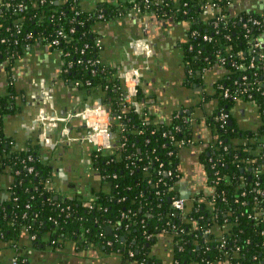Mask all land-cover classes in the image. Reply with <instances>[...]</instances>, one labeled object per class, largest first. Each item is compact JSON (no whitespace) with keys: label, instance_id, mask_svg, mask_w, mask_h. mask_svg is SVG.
Listing matches in <instances>:
<instances>
[{"label":"trees","instance_id":"obj_1","mask_svg":"<svg viewBox=\"0 0 264 264\" xmlns=\"http://www.w3.org/2000/svg\"><path fill=\"white\" fill-rule=\"evenodd\" d=\"M118 4L96 3L85 9L80 0H0V40H5L0 42V66H10L27 48L49 43L62 30L64 38H56L58 44L50 48L58 54L61 80L73 87L78 82L80 86L75 88L87 96L103 93L102 106L110 113L111 132L116 131L115 117H120L119 139L124 143L108 154L92 148L88 151L104 190L96 191L91 200L76 193L60 199L51 189L55 172L39 141L26 139L19 144L4 134V117L18 114L25 101L8 82L6 93L0 95V177L9 176L11 182L7 188L0 186V240L12 246L25 231L33 237L35 248L58 250L70 241L78 249L97 246L135 264H156L150 256L151 244L159 235H167L172 264H264V151L257 149L261 141L255 137L252 149H236L231 143L236 135L232 128L222 129L217 120H211L216 131L214 145L201 156L211 187L210 204L194 201L185 205L183 215L170 210L175 160L182 148L179 141L191 139L190 126L184 113H174L169 123L159 124L143 111L123 107L120 70L103 63L101 49L94 44L101 39L94 30L97 23L121 17L130 9L126 2ZM212 4L216 5L213 13H204ZM230 6L231 0H163L161 7L147 10L154 18H171L186 25L182 53L191 77L213 66L223 68L225 74L213 86L217 114L227 112L237 100L223 98L222 92L233 93L243 75L254 88H261L257 83L264 80V66L259 61L253 60V69L236 68L251 60L239 20H259V26L250 28L249 38L260 36L264 12L233 15ZM99 14L103 20L97 18ZM219 14H226L227 20L218 21L213 29ZM193 31L198 33L196 38L190 37ZM28 35L30 39L25 40ZM204 35L211 40L203 41ZM220 58H225L224 65L218 63ZM140 94L138 91V103ZM250 101L264 112V96L253 92ZM73 188L68 185L67 190ZM224 224L228 229L221 238L203 236L207 228ZM107 227L112 229L110 234ZM222 241L224 246L219 247ZM14 257L18 264H26L20 256Z\"/></svg>","mask_w":264,"mask_h":264},{"label":"crops","instance_id":"obj_2","mask_svg":"<svg viewBox=\"0 0 264 264\" xmlns=\"http://www.w3.org/2000/svg\"><path fill=\"white\" fill-rule=\"evenodd\" d=\"M126 1L84 0L81 6L88 9L94 7L92 3L96 2L115 7L119 6V2ZM229 11L233 15L260 14L264 12V0H231ZM94 30L101 36L99 55L103 63L116 65L122 72L134 66L138 71V91L141 93L139 112L143 111L154 123L159 124L169 123L177 112L187 115L191 145L182 147L176 155L177 175L171 192L183 199L185 205L194 201L210 204L207 199L211 187L207 183L201 156L214 145L216 131L210 122L217 117L218 103L213 86L225 74L223 68L213 66L191 77L182 53L187 27L171 18L157 19L127 11L121 17L97 23ZM260 41L264 49V34L260 36ZM60 71L58 54L40 43L27 48L10 66H0V95L6 93L9 82L25 100L18 114L4 117L3 131L19 144L26 139L38 142L36 127L45 121L44 116L52 113L54 117L49 122H59V126L53 128L52 124L48 134H45L44 128L40 129L43 132V155L55 172L53 190L60 199L76 193L83 200H91L96 191L104 190L106 186H102V180L94 173L89 162L88 151L91 146L81 142L87 131L79 115L86 106H97V101L104 96L101 92L87 96L84 91L63 82ZM227 113L228 122H231L236 134L231 140L233 147L252 149L255 137L261 142L264 140V118L254 103L237 99ZM55 129L59 131L61 139L54 144L51 143V131ZM119 143V134L116 132L110 138L112 149L119 147ZM257 149L261 150V147ZM10 182L9 176L0 177L2 188H7ZM72 184L74 188L67 190L68 185ZM5 194L2 193L4 200L7 198ZM227 229L225 224L213 225L203 231L206 234H202L219 239ZM15 255L20 256L26 264H135L117 254L106 253L101 247L78 249L70 241L64 242L58 250L35 248L25 231L12 246L0 240V263L8 264ZM150 256L156 264H172V244L167 235H159L154 240Z\"/></svg>","mask_w":264,"mask_h":264},{"label":"built area","instance_id":"obj_3","mask_svg":"<svg viewBox=\"0 0 264 264\" xmlns=\"http://www.w3.org/2000/svg\"><path fill=\"white\" fill-rule=\"evenodd\" d=\"M80 1H84V0H80ZM88 1H92V0H88ZM138 1H140V3ZM126 3L130 5V9L128 11H131L138 15L153 17V12L152 13L150 11L147 12V10H149L151 6L152 8L161 7L163 5V0H153V1L127 0ZM92 4L95 5L96 2H93ZM6 6H8V4H6ZM208 8H206L207 10L205 9L204 13H210V12L213 13V9L216 8V5L212 4ZM144 12H146L147 14L146 13L143 14ZM260 17L264 18V14H261ZM97 18L99 20H103V15L99 14ZM159 19H163V18H159ZM226 20H227L226 14H219L216 17V21L212 23L213 29L217 28L218 21L225 23ZM239 22L242 23L244 37L246 39L248 38V45H249L248 54L251 60L249 61L248 65L245 66L244 64H239L237 65L236 68L239 70L253 69L255 68L253 64V60L259 61L261 64L260 66H264V49L262 48V43L260 41V36L264 34V32L261 33L260 36H253L249 38L250 28L259 26L260 24L259 20L254 19V18H245V19L241 18ZM197 36H198V33L195 31L190 33V37L192 38H196ZM60 37L64 38V34L62 30H59L56 32V38H60ZM56 38L52 39V41H50L46 45L49 48H54L58 44V41ZM29 39H30L29 35L25 37V40H29ZM202 40L210 41L211 37H209L208 35H204L202 36ZM0 42L3 43L5 42V40L1 39ZM94 44H95V47L101 49V46H102L101 39H96ZM225 62H226L225 58H220L218 61L220 65H224ZM121 78L123 82V87L125 89L122 105L123 107H129L131 109L135 108V112L138 113L139 112L138 102L133 101V99L138 94V86L140 84V75L138 71L134 69V67H132L128 70H125ZM235 85H236V89L233 91V93L230 94L229 91L227 90L222 92L223 98H233L234 96L235 99L237 98V99H242V100L252 102L250 101V99L252 98L253 92L259 93L262 96H264V80L257 83V85H261V88H254V85L251 82H248L247 77L243 75L241 77L240 83L239 84L235 83ZM74 86L77 88L80 86V84L78 82H75ZM180 113L182 114L184 112H177L175 114L176 116H178ZM261 113L264 118V112L261 111ZM79 119L83 123L87 131L86 135L81 138V142H86L87 144H89L92 150L95 152H98L101 154L111 153L112 147L110 144V138L116 132L118 134L121 133L120 129L122 126L119 122L120 117H115L114 124L117 127H116V131L113 133L111 132V129H110L112 126L111 120H110V113L109 111H106L102 105L101 106L97 105L91 109H84V111L80 113ZM215 120L219 122V127L223 129L225 126L228 125L229 115L227 112H223L222 110H220ZM188 122H189L188 119H186L185 123L187 124ZM171 140L173 139L171 138ZM261 143H262L261 150L264 151V140L263 139ZM188 144H190L189 140L179 141V146L181 147H186L188 146ZM123 146H124V143L121 142V139H120L119 147L121 148ZM210 161L211 160H208V162ZM31 171L32 169L29 168V172ZM167 176H171V172H168ZM160 181L161 180H159V182ZM255 186H258V184H255ZM51 189L53 190L52 186H51ZM258 193L262 195L261 191H258ZM214 198L215 197L213 196L212 199ZM169 204H170V210H172L174 213L183 215V212L185 209V201L183 199L173 196V198L170 199ZM86 206L91 207L89 203H86ZM122 217L128 218V216L125 214H122ZM203 234H206V233H203ZM31 238L33 239V237ZM106 245L110 246L111 242H107ZM223 246H224V242L222 241L219 247H223ZM129 256L131 257L132 253L129 252ZM8 264H18V259L13 257Z\"/></svg>","mask_w":264,"mask_h":264},{"label":"water","instance_id":"obj_4","mask_svg":"<svg viewBox=\"0 0 264 264\" xmlns=\"http://www.w3.org/2000/svg\"><path fill=\"white\" fill-rule=\"evenodd\" d=\"M134 62V61H133ZM136 62V61H135ZM138 65V64H137ZM135 67V66H134ZM123 73H124V71L122 72V71H120V74H119V76L120 77H122V75H123ZM133 101H136V97L133 99ZM97 105L98 106H101L102 105V101L99 99L98 101H97ZM91 108H93L92 106H86L85 107V109H91ZM104 108V107H103ZM106 111H108L106 108H104ZM44 116V115H43ZM45 117V121H43V122H40V125L38 124L37 125V129H38V134H39V136H38V139H39V143H40V146H42L43 148H44V141H43V143H42V136H43V132H42V130L40 129V127H42V128H44L45 129V134H48L49 133V131H48V128H50V126H52V124H53V128H54V126H59V122H53V123H51V122H49L50 121V119H52L53 117H54V115L52 114V113H50V114H48L47 116H44ZM84 126V125H83ZM228 126L229 127H231V122H228ZM85 127V126H84ZM57 128V127H56ZM52 133V137H53V140H51V143H58V141H60V139H61V136H59V131L57 130V129H55V131L53 132V131H51ZM63 181H65V179L63 178ZM170 202V200H168V203ZM105 231H106V233L107 234H110V232H111V228L110 227H107L106 229H105Z\"/></svg>","mask_w":264,"mask_h":264}]
</instances>
